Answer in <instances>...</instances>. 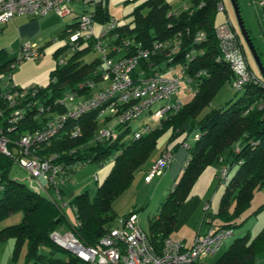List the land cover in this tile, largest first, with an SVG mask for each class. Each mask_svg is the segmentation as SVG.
<instances>
[{"label": "trees", "instance_id": "trees-1", "mask_svg": "<svg viewBox=\"0 0 264 264\" xmlns=\"http://www.w3.org/2000/svg\"><path fill=\"white\" fill-rule=\"evenodd\" d=\"M103 1L95 2L91 13L95 28L100 30L112 20ZM219 2L221 0H192L191 7L173 11L164 0H145L126 14L124 20L117 21L118 25L101 40L109 59H122L134 54L137 48H146L155 41L179 44V51L171 64L177 65L180 71L181 67L187 66L181 79L189 78L194 91L190 100L180 102L179 108L169 112L170 115L158 127L146 132L144 126H141L138 130L141 136L136 139L129 123L118 125L117 140L92 143L93 135L100 126L99 114L93 112L81 117L79 122L83 131L78 137L60 135L49 145H43L39 147L41 149L34 151L41 157L57 154L58 162L70 167L65 183L71 180L76 164H96L99 168L110 164V171L96 188L93 198L85 191L71 197L68 203L75 219L74 224L68 227L84 245H97L114 227V201L131 186L135 173L146 163L157 142L165 134L168 136L166 142L171 143L170 147L174 146L173 151L182 146L180 140L185 136H192L193 142L187 144V161L182 174L161 202L159 213L150 220L148 236L157 250H160L165 239L170 238L182 206L207 168L215 167L219 171L223 163L230 172L234 166L238 167L225 184L218 213L213 217L220 222L218 228L234 229L237 226L234 221L249 209L254 194L264 188V108L259 109L264 104V88L250 84L246 86V93L242 98L229 100L226 106L208 109L204 113L219 90L226 84L231 87L234 78L227 65L217 60L214 31ZM144 8H147L145 13L142 12ZM76 26L71 31L74 32ZM198 32L203 33L205 39L201 44L193 45V37ZM125 42L128 46L123 45ZM96 43L94 38H81L72 56L49 73L48 87L35 86L39 91L32 99L41 106L48 100L57 99L65 92L75 89L79 83L87 80L98 82L101 72L105 71L102 56L99 54V57L90 62L83 60L85 55L97 51ZM114 47L120 50L116 51ZM193 49L197 51V55L187 62L185 53ZM62 51L60 49L53 54L56 61ZM166 55L167 52H162L142 59L137 69L138 74H149L155 67L162 74L166 73L165 69L169 65ZM7 58L8 53L0 50V78L11 74L9 65L12 60L6 61ZM199 72H204L205 75L197 76ZM85 94L88 96L89 91H85ZM28 101L30 100L16 103L14 108H21ZM7 106V102L0 98V111L3 113L0 126L16 157L19 137L41 129L47 117L46 114H22L11 131H6V116L12 111ZM111 119L106 118L102 123H109ZM170 147L166 149L170 150ZM13 159L0 154V243L9 239L14 241L11 256L13 264L18 262L22 252L23 264L83 263L51 241L50 234L65 224V215L57 207V200L52 194L47 196L37 193L10 177ZM217 184L219 186L218 181ZM261 210H264V205L257 208L253 215ZM15 214L21 215L18 223L1 227ZM42 248H47V252L43 253ZM262 251L264 227L251 240L248 236L234 240L216 261L196 264H254L257 254Z\"/></svg>", "mask_w": 264, "mask_h": 264}, {"label": "built area", "instance_id": "built-area-1", "mask_svg": "<svg viewBox=\"0 0 264 264\" xmlns=\"http://www.w3.org/2000/svg\"><path fill=\"white\" fill-rule=\"evenodd\" d=\"M73 0H1L0 1V25L10 22L17 15H24L30 18H39L49 12H54L59 18L72 16L70 5ZM258 5L264 9V0H259ZM185 7L184 9H186ZM217 11L224 12L221 2L217 4ZM75 33L71 36L69 45L73 51L79 46V40L94 38L97 40L96 50L102 56L105 71L101 72L100 80H87L79 83L75 89L65 92L61 97L48 100L41 106L38 101L33 100L39 89L36 87L16 88L11 87L7 92H2L0 98L7 102L8 108L12 109L6 116V131H11L13 124H17L22 114H46L47 121L41 129L33 133H25L17 141V156L9 150V139L4 135L0 126V154L8 158H14V164L21 168L28 175L34 187L31 190L37 193H44L50 196L49 187L58 190V182L64 184L67 181L70 167H65L58 162L57 154H50L41 157L35 154L39 147L47 145L52 139L60 135H69L73 138L81 134L80 119L86 114L97 113L100 119H116L117 124L111 127L98 128L92 139V143L103 141H115L119 136L116 126L131 123L139 119L145 112H151V107L166 101L159 106L155 112H151V118L158 122L175 111L180 106V101L171 104V98L175 96L180 88L183 79L173 75L177 65H172L174 55L179 51V44L170 41H155L146 48H137L135 53L122 59L107 58L101 40L118 22L111 20L107 27L98 32L95 31L93 18L85 13L77 18ZM70 32H73L70 30ZM215 38L217 41V60L223 61L233 74L232 89L240 91L246 86L253 84L264 87V81L256 76L249 67L246 53L239 41L238 35L234 32L230 22L224 21L215 27ZM205 39L203 33H196L193 37V45L201 44ZM125 42L123 45L128 46ZM116 51L120 48L114 47ZM167 52L166 73L163 75L155 67L153 72L138 74L139 63L142 59H148L155 54ZM202 54V53H201ZM197 51L189 50L185 53V60L192 61ZM43 52L34 45L26 43L22 46L17 56L10 62L9 69L15 70L21 62L36 59L39 60ZM64 60L58 64L62 66ZM187 66L181 67V72ZM205 75L199 72L197 76ZM11 75H8L10 79ZM187 80V78H185ZM191 83V80L188 79ZM105 84H107L105 86ZM100 85V87H99ZM89 88V89H87ZM96 88L97 91L94 92ZM85 91L89 95L85 96ZM193 93V89H188ZM85 94V95H84ZM33 98V99H32ZM28 101L23 107L14 108L16 103ZM66 102H71V107H66ZM27 109V110H25ZM33 113H32V112ZM0 111V117H2ZM153 115V116H152ZM144 131L150 130L146 124ZM141 136L140 131L134 132V138ZM197 138V136H196ZM173 155L170 150L161 153L159 159L148 170L144 181L151 182L163 174L172 161ZM83 167L76 164V171ZM74 174V173H73ZM221 180H227L226 171L222 169L219 176ZM216 177L218 180L219 178ZM94 181H99L98 176L93 175ZM56 185V186H55ZM225 185V184H224ZM2 188L0 187V192ZM56 196H59L55 192ZM207 209V207H206ZM206 224L204 230L197 233L191 245L186 246L182 241L165 239L160 250H157L150 242L149 236L141 230L137 224L135 213L118 220L117 225L105 234L95 246H86L78 238L69 232L59 233L54 231L50 234L51 241L57 246L67 250L72 255L86 264H196L203 262L209 256L214 255L234 235L231 228H218L210 225L208 217L203 219Z\"/></svg>", "mask_w": 264, "mask_h": 264}, {"label": "rangeland", "instance_id": "rangeland-1", "mask_svg": "<svg viewBox=\"0 0 264 264\" xmlns=\"http://www.w3.org/2000/svg\"><path fill=\"white\" fill-rule=\"evenodd\" d=\"M76 1L81 2L82 0H76ZM97 1L98 0H93L94 3ZM126 1L125 0H104L103 2H104V5L107 6V9H108L110 16L113 17V19H115L116 21L121 22L122 20H124L125 12L132 9L134 7V5H136L140 0L136 1V2L134 0H126ZM167 1L172 4L173 10L181 7V5L184 6L185 3L188 4L190 2V0H185V2H183L184 0H167ZM222 1H223V5H224V12H220V13L217 12L219 14V19L222 16L221 21L219 23H222V21L224 20L223 17L228 18V21L231 23L234 32L238 35L239 41L243 46V49L246 53V56H247V59L249 62L250 69L253 71V73H255V75H259L258 68L256 67V65L253 61L251 53L249 52L247 46L244 43L243 38L240 35L238 20H237V16H236V13H235V10L233 7V3L231 0H222ZM236 1L238 3L239 9H240V14H241L242 20L244 22V26L246 28L245 20H246L247 16L249 18L252 15L251 9H249L247 11L244 10V8H242V6L240 5V2L238 0H236ZM146 9L147 8H144V10L142 12H145ZM93 11H94V7H88L87 11L84 13L87 15H90ZM79 12L83 13L82 10ZM58 20L60 21V23L57 26L53 27L52 32L47 31L44 34L46 37L44 35L42 36V39H43L42 43H44L46 40H48L49 37L51 36V34L55 35L56 37L59 35L61 36L63 34L62 31L63 30L65 31L66 29L69 28V25L74 23V19L72 17L59 18ZM74 33L75 32H68L66 35L64 34L60 38V40H62L61 41L62 44H64V45L66 44V47L61 52L57 61L54 59V57L52 56L51 53H47L43 50V56L41 59H39V60L30 59V60L23 61L19 65H17V67H19V68L22 67L21 68L22 71L20 73V78L22 80H25L26 82L36 81L35 83H37L39 85V87L47 88L49 85V75H50L49 73H50V71H53L56 68V66L58 65V62L61 59L64 61L68 60L74 52L72 47L69 45V42L72 39L71 36ZM54 40H55L54 43L52 42V40H51V43L49 41L48 45H50V46L54 45L56 42L59 41L58 39H54ZM252 42L254 44V47H255L257 53L259 54L260 50H259V48H257L256 42H254V40H252ZM259 56H260V54H259ZM97 57H99V53L97 51L96 52L92 51L89 54L85 55L83 57V60L85 62H90V61H93ZM260 60H261L262 65H264V61H262L261 57H260ZM163 75H168V74L164 73ZM9 84H10V82H9L8 76H4V78L0 82V87H2V89H3L4 86H8ZM105 86H106V84H105ZM193 87L194 86L192 84H189L187 81L182 80L181 88H180L179 92L175 96H173L170 100L171 104L176 103V101H181V102L189 101L191 98V93H187V89L188 88L192 89ZM245 93H246L245 89H241L240 91H234L229 85L226 84L225 86H223L219 90L217 95L212 99L210 106L206 110H204V113L207 112L208 109H214V108L216 109V108H221L223 106H226L227 105L226 103L229 100H237L239 98H242L245 95ZM165 103H166V101L154 105L153 107H151V111L153 112V110H155L156 108H158L159 106H161ZM72 105L73 104L71 102H66V107H71ZM262 108H264V104H261L259 107V109H262ZM167 115H170V114H167ZM149 118H151V115L149 116V114L145 113L139 119L131 122L129 125L131 128V131L135 132V131H138L139 128H141V126H147L146 124H148V123H143V121L149 122V124H148V125H150L149 131L154 130L156 127L159 126V124L162 120L167 118V116L164 118H161L159 120V122L149 121ZM99 120H100L99 128H102L105 126L111 127V126H115L117 124L116 119H114V118H112L111 121L109 123H106V124L102 123L103 119H99ZM82 131H83V128L81 126V134H82ZM166 136H167V134L163 135L160 138V140L157 142V146L155 147L154 151L151 153L150 157L148 158V160L146 161L144 166H146L150 162L151 158L155 155V153H157V151L159 149L163 150L167 146V145L164 146L165 145L164 143H166V140H167ZM71 138H73V137H71ZM187 139H189V140L187 141ZM192 140H193L192 136H189V138H188V136H185L183 138V140H180L182 146H180V148L178 150L184 151V154H185L187 144H191L193 142ZM50 142L47 145H49ZM173 147L174 146L170 147V151L172 152V155H173V149H172ZM9 150L11 151L10 148H9ZM165 150H167V149H165ZM165 150H163V151H165ZM161 153H160L159 157L161 156ZM159 157L157 158V160L159 159ZM182 159H184V158H182ZM185 162H186V160H185ZM220 163H221V161H220ZM220 168L221 169L218 171L214 167V169H216L215 177L219 176L222 169H225V171H226V177H227L226 181L221 180L219 177H218L219 180L216 178L218 183H219L218 188H220L223 192V188L225 187L224 184H226L228 182L229 178H231L235 174L238 167L234 166L229 172V168H227L226 165L221 163ZM109 171H110V164H106L102 168H99L96 164H89V165L83 166L80 169H78V171L73 175V177L70 181H68L64 184H60L58 182L57 187L60 188L59 190H61V191L63 190V193H61V191H58V190L54 191L52 187L48 188L47 192L51 191V194L55 195L56 200H57L56 201L57 207L59 208V210H62V212L64 213L65 218H66L65 224L60 227L61 229L56 230V231H58L59 233L69 232L73 236H75L73 233V230H70L68 227L69 225H73L75 222L73 209L68 204L70 197L72 195H74V196L78 195L80 192L87 191L89 197L93 198L95 191H96V188L102 184L105 177H107ZM95 174L98 176L99 181L92 180V177ZM10 177L15 178L19 182L27 184L28 187H34V183L31 182V180L29 179V177L25 173V171H23L21 168H19L16 164H14L13 168L10 171ZM179 177L175 180V182H171L167 186V192L165 194H160V191L158 193L155 192L156 187H157V184L155 182L157 179L152 183L151 186H148V187H143V185H138L137 183H133L130 186V188L127 191H125L122 195H120L113 203V210H114V213L116 215L113 226L115 227L117 225V222L120 218L128 215L130 212L135 211L138 226L147 235L150 234L149 229H148V219L147 218H149V217L152 218L154 214L157 215L159 213L158 208L160 207L161 202L165 199V197L167 196V193H169V190L173 186V184H175L178 181ZM216 187H217V185L215 184V186H213L211 188L209 195L212 194V192L214 191V188H216ZM55 192H57L59 194V196H56ZM188 200H193L192 195H190ZM194 200H195V202H197V199H194ZM191 202H194V201H191ZM262 203H264V188H262L259 192L257 191L255 193L253 200L250 204V209H249L248 213L252 212L253 210H256ZM194 204L196 205V203H194ZM204 206L205 205H203L202 208H200V210H199V213L201 214V216L196 220V225L193 223L187 224L188 220L186 223L184 222V220L182 219V216L184 214V211H183L182 216L180 217L181 219H180L178 226L175 227V229L173 230L172 237H174V238L177 237V234L180 232L181 233H189L195 229L193 227L197 228L198 226H200L199 229L201 227H205L206 224L203 223V219L205 217L209 218L210 225L218 227L220 222L217 219L213 218L215 216L211 215L212 211H211V209L208 210V205H206L207 209ZM139 209H141V210H139ZM208 213H210V215ZM20 218H21L20 214L12 215L3 224L7 225V224L18 223ZM178 219H179V216H178ZM250 222H252L250 229L253 233L252 235L254 236L256 233H258L262 229V227H264V210H262L261 212L256 214V216H253L251 218ZM238 233H239V229H235V234H238ZM236 237L237 236L235 235L232 238L226 240L224 242L223 246L214 255L209 256L204 261L206 263H212V262L216 261L225 251H227V249L230 247V245H232V243L234 242ZM191 244H189V245H191ZM42 252L46 253L47 248H42ZM22 262H23V260L20 259L18 264H22ZM80 264H86V263H80Z\"/></svg>", "mask_w": 264, "mask_h": 264}, {"label": "crops", "instance_id": "crops-1", "mask_svg": "<svg viewBox=\"0 0 264 264\" xmlns=\"http://www.w3.org/2000/svg\"><path fill=\"white\" fill-rule=\"evenodd\" d=\"M134 1L136 2L139 0H134ZM140 1L136 5H134V7L132 9L125 12L124 16L126 14H129L134 8L140 6L141 3H143L145 0H142L141 2ZM164 1L173 10L172 4L170 2H168L167 0H164ZM238 1L240 2V5L242 6V8H244V10L247 11V10L251 9L252 15L249 18L247 16V18L245 20L246 29L248 30V33L250 34V37L252 38V40H254V42H256V46L260 50L259 51L260 57H261L262 61H264V9L260 8V6L258 5L259 0H238ZM183 2H185V0ZM221 3L223 4L222 0H221ZM94 6H95V4H94L93 0H82L81 2H77L76 0H73L71 5H70V8L72 10L73 15L70 17H72L74 19V23L69 25V28L67 27L68 28V29H66L67 31L63 30L62 35H64V34L66 35L68 32H70L71 29L74 28V26L77 24V18L79 17L80 14H83L84 12H86L88 7H94ZM191 6H192V0H190V2L188 4L185 3L184 6L181 5V7L177 8L173 11H177V10L179 11L182 8L191 7ZM81 10L83 13L79 12ZM221 18H222V16H221ZM221 18L219 19V14L217 13V16L215 19V21H216L215 24H219V22L221 21ZM223 18H224V20L222 22L228 20L227 17H223ZM58 19H59L58 16L54 12H49L46 15L39 17V18H30V17L24 16V15H17L10 22H8L4 25H0V50H5L8 53V58L6 61L14 59L17 56V54L19 53V51L21 50L22 46L26 43L33 44L39 50H41V51L44 50L47 53H51L52 56L57 50H60V49L63 50L66 47V44L65 45L62 44V42H61L62 40H60L62 35L57 36L58 37L57 38L55 35L51 34L49 39L46 40L44 43H42L43 42L42 36L47 31L52 32L53 27L57 26L60 23V21ZM112 19H113V17H112ZM99 30H100V28H98V29L95 28L96 32H98ZM54 39H58L59 41L56 42L54 45H51V46L48 45L49 41L51 43V40L54 43L55 42ZM112 58L116 59V57H112ZM247 61H248V59H247ZM21 68L22 67H20V68L16 67L15 70H13L11 72V76L9 79V82H10L9 85L10 86L9 85L4 86L3 89H2V87H0L1 92H7L9 89H11V87H16V88H28V87H35V86L39 87V85L37 83H35L36 81L26 82L25 80H22L20 78V73L22 71ZM167 74L172 75V73H167ZM173 75H176L180 78L183 77V74L180 70H176L175 73H173ZM256 76H258L261 79L260 75H256ZM3 78L4 77L0 78V82L2 81ZM184 81H187L189 84H192L186 79ZM99 87H100V85H99ZM97 89L98 88H96L93 91L96 92ZM188 89H187V93H189ZM192 89L194 91V87ZM156 110H157V108L155 110H153V112H155ZM151 112H145V113L149 114V116H150ZM149 121H154V120L152 118H149ZM143 123L149 124V122H144V121H143ZM166 137L168 138V136H166ZM164 144H165L164 146H166V145L167 146L163 150H165L168 146L170 147V145H171V143H167V142ZM178 149H175L173 151L172 162L170 163L168 168H166L163 171V174L157 178H154L151 182L146 183L144 181V178H145L148 170L151 168V166L154 164V162L159 157L160 153L163 151L162 149H159L157 151V153H155V155L151 158L150 162L146 166L143 165L140 168V170L135 173L132 184L137 183L138 185H143V187H148V186H151L152 183L157 179L155 182L157 184L155 192L158 193L160 191V194H165L167 192V186L171 182H175V180L182 174L185 163H186L185 160L187 161V153L185 152V154H184V151H181V150L179 151ZM182 158H184V159H182ZM77 171H75V173ZM215 174H216V169H214L213 167H209L200 175V177L198 178L194 187L191 190V195H192L193 200H187L184 203V205L182 206V208L178 214L179 219L177 220V223L175 224L174 229H175V227L178 226L180 219H181L180 217L182 216L183 211H184V214L182 216V219L184 220L185 223L188 220L187 224L193 223L196 225V220L201 216V214L199 213V210H200V208H202L203 205H205L204 207H206V205H208V210L211 209V211H212L211 215L216 216V214L218 213V210H219V203H220V199L222 196V190L220 188H218L217 179L215 177ZM73 175L71 176V179H72ZM92 180H93V177H92ZM215 184L217 185V187L214 188V191L212 192V194L209 195L211 188L213 186H215ZM173 186H174V184H173ZM171 188H170V190H171ZM170 190H169V192H170ZM83 192H85V191H83ZM83 192H80V193H83ZM61 193H63V190ZM50 194H51V191H50ZM53 196L55 197V195H53ZM73 196L74 195H72L71 197H73ZM71 197H70V199H71ZM194 199H197V202H195ZM191 201H194V202H191ZM194 203H196V205ZM261 205H264V203H262ZM249 209H250V207H249ZM249 209L245 213H243L241 217H239L236 221H234V223L237 224V226L234 227V229H233L234 230L233 236L236 235L237 236L236 239L248 236L249 240H251V239H253V237H255L257 235V233H256L253 236L252 235L253 233L250 229L251 223H252V222H250V220L253 216H256V215H253V212L256 211L257 209L248 213ZM139 210H141V209H139ZM208 214L210 215V213H208ZM155 216L156 215L154 214L152 218H154ZM152 218H150V217L147 218L148 219V229H149L150 220ZM4 225L5 224H2L1 227H3ZM7 225H10V224H7ZM199 227L200 226H198L197 228L193 227L195 229L189 233H181L180 232L177 234V237H175V238L172 237V234H171L170 238L172 240L182 241L185 245L187 244L186 246H188L189 244H191L193 242V240L196 237L199 230L201 231V233L204 230V227H201L200 229H199ZM59 229H61V228H59ZM235 229H239L238 234H235ZM13 246H14V241L12 239H9L7 241L0 243V264H13L12 259H11ZM21 255L19 257V260L20 259L23 260V254H21ZM19 260L16 264L19 263ZM204 262L205 261H203V263ZM22 264H23V262H22ZM254 264H264V251L257 254Z\"/></svg>", "mask_w": 264, "mask_h": 264}, {"label": "water", "instance_id": "water-1", "mask_svg": "<svg viewBox=\"0 0 264 264\" xmlns=\"http://www.w3.org/2000/svg\"><path fill=\"white\" fill-rule=\"evenodd\" d=\"M231 1L233 3V7H234V10H235V13L237 16L240 35L243 38L244 43L247 46L249 52L251 53V56L253 58V61L256 65V67L258 68V72H259V75H260L262 81H264V65H262L261 60H260V56L254 47V44H253L252 39L250 37V34L248 33V30L244 26V22L242 20L241 14H240V9H239L237 1L236 0H231Z\"/></svg>", "mask_w": 264, "mask_h": 264}, {"label": "bare ground", "instance_id": "bare-ground-1", "mask_svg": "<svg viewBox=\"0 0 264 264\" xmlns=\"http://www.w3.org/2000/svg\"><path fill=\"white\" fill-rule=\"evenodd\" d=\"M251 85H253V84H251ZM254 86H256V85H254ZM259 87L264 88V87H262V86H259Z\"/></svg>", "mask_w": 264, "mask_h": 264}, {"label": "clouds", "instance_id": "clouds-1", "mask_svg": "<svg viewBox=\"0 0 264 264\" xmlns=\"http://www.w3.org/2000/svg\"><path fill=\"white\" fill-rule=\"evenodd\" d=\"M42 52H43V51H42ZM12 60H13V59H12ZM194 138H196V136H194ZM185 164H186V163H185ZM233 231H234V230H233ZM232 237H233V236H232ZM232 237H231V238H232Z\"/></svg>", "mask_w": 264, "mask_h": 264}]
</instances>
